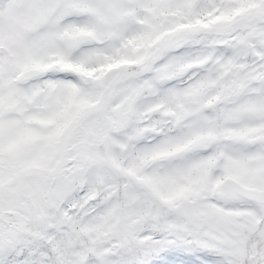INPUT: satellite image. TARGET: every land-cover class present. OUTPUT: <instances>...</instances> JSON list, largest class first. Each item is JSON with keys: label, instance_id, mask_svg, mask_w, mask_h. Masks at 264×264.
<instances>
[{"label": "snow or ice", "instance_id": "snow-or-ice-1", "mask_svg": "<svg viewBox=\"0 0 264 264\" xmlns=\"http://www.w3.org/2000/svg\"><path fill=\"white\" fill-rule=\"evenodd\" d=\"M0 264H264V0H0Z\"/></svg>", "mask_w": 264, "mask_h": 264}]
</instances>
